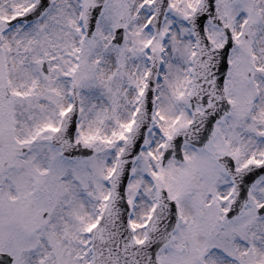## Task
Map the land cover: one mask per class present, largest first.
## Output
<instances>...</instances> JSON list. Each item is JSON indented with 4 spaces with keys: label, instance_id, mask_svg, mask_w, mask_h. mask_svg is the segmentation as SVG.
Here are the masks:
<instances>
[{
    "label": "snow or ice",
    "instance_id": "6c2138e0",
    "mask_svg": "<svg viewBox=\"0 0 264 264\" xmlns=\"http://www.w3.org/2000/svg\"><path fill=\"white\" fill-rule=\"evenodd\" d=\"M0 264H264V0H0Z\"/></svg>",
    "mask_w": 264,
    "mask_h": 264
}]
</instances>
